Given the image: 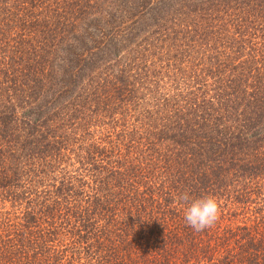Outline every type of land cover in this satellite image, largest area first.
<instances>
[{
    "label": "trees",
    "instance_id": "trees-1",
    "mask_svg": "<svg viewBox=\"0 0 264 264\" xmlns=\"http://www.w3.org/2000/svg\"><path fill=\"white\" fill-rule=\"evenodd\" d=\"M0 264H264V0H0Z\"/></svg>",
    "mask_w": 264,
    "mask_h": 264
},
{
    "label": "clouds",
    "instance_id": "clouds-1",
    "mask_svg": "<svg viewBox=\"0 0 264 264\" xmlns=\"http://www.w3.org/2000/svg\"><path fill=\"white\" fill-rule=\"evenodd\" d=\"M189 195L183 193L178 196L181 202H188ZM219 202L212 196L192 201L184 212V219L194 231L201 232L215 225L220 216Z\"/></svg>",
    "mask_w": 264,
    "mask_h": 264
}]
</instances>
